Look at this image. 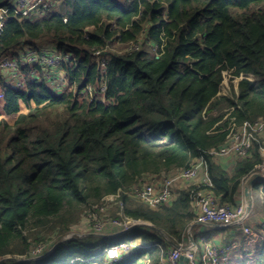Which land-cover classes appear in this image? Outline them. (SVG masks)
<instances>
[{"label":"trees","instance_id":"trees-1","mask_svg":"<svg viewBox=\"0 0 264 264\" xmlns=\"http://www.w3.org/2000/svg\"><path fill=\"white\" fill-rule=\"evenodd\" d=\"M11 1L0 0V8ZM40 42L73 54L75 66L63 63L69 83L61 91L43 72L26 90L6 87L0 69V264H75L126 240L75 237L31 257L39 244L49 249L65 237L104 196L148 174L201 158L210 188L233 204L264 161L260 141L232 172L210 152L225 143L232 118L238 125L264 118V0H59L37 19L7 14L0 58ZM131 43L140 48L128 50ZM193 190L160 208L124 197L125 212L181 238L194 217ZM142 227L131 234L167 251L162 234ZM159 245L146 250L153 264H160Z\"/></svg>","mask_w":264,"mask_h":264},{"label":"built area","instance_id":"built-area-1","mask_svg":"<svg viewBox=\"0 0 264 264\" xmlns=\"http://www.w3.org/2000/svg\"><path fill=\"white\" fill-rule=\"evenodd\" d=\"M58 2L59 0H12L9 5L0 8V29L2 30L4 27L6 16L11 10L17 15L33 20L43 16ZM139 48V43H131L128 46V50L132 51ZM94 55H96L102 67L105 68L107 64L106 56L100 50H96ZM71 60H73V54L68 52L63 55L56 46L24 43L18 49L12 50L0 58V69L4 74V85L6 87L26 90L28 82L39 79L41 72H43L44 77L53 89L61 91L69 83V79L64 73L63 63L66 61L71 67H74L75 62ZM27 65L31 67L29 71L25 70ZM105 86L104 84L103 90ZM88 91L92 95L94 94L92 88H89ZM2 97L3 93L1 91L0 98ZM98 98L104 100L103 95H99ZM228 130L225 143L212 154L234 155L245 158L250 154L256 136L264 133V118L245 121L241 125H238L232 118ZM201 174V167L193 162L191 165L178 168L173 172L145 176L129 187L119 188L117 193L104 196L100 203L93 204L86 209L84 212L86 217L81 231L77 229L76 232L67 234L66 237L75 238L87 235L122 236L134 227L151 226L150 221L132 217L125 212L124 197L144 203L151 208H159L176 198L177 194L174 186L177 179L182 178L184 181L191 183L198 180ZM252 174H258L264 180V161L256 165ZM209 177L203 179V187L194 196V204L197 210L195 223H213L221 226L242 224L243 226L249 215L247 204L242 202L239 204L221 203L219 197L210 188L212 182ZM242 192L245 193L244 189ZM114 210H118V216L110 213ZM243 230L247 236L254 234L251 227L244 226ZM207 238L206 235L201 237L203 250H200V246L194 242L178 243L162 258V264H181L182 256L188 258V264H222L230 246L207 243ZM248 239L249 242H246V244L251 243L252 237H248ZM134 241L121 240L116 244L109 245L102 252L90 258L77 257L73 263L151 264L150 258H146L141 263L139 261H126V253L135 247ZM48 252L49 249L44 244H39L38 247L32 250L31 257L40 258L47 255Z\"/></svg>","mask_w":264,"mask_h":264},{"label":"crops","instance_id":"crops-1","mask_svg":"<svg viewBox=\"0 0 264 264\" xmlns=\"http://www.w3.org/2000/svg\"><path fill=\"white\" fill-rule=\"evenodd\" d=\"M220 94L225 95L226 92L223 93V91H221ZM255 141L261 142L262 144L261 154L264 158V133H262L261 135H257L256 138L254 139V142ZM221 146L218 149H220ZM215 150L217 149H212L210 152L213 153ZM213 161L217 163L218 165H220L223 169L229 172H232L236 166L238 157L234 155H229V156L213 155ZM194 163H196L197 165L201 167L202 169L201 177L198 180L191 182V183L184 181L182 178L177 179L175 181V186H174L176 194H177L176 198H178L179 194L182 191L191 189V188L194 189L193 191L197 195V192H199V190L203 187V183H202L203 179L205 177L210 176V173L208 170V164L203 159L197 158L194 161ZM176 169H173L170 171L173 172ZM159 174L160 173H153V174H148L146 176L159 175ZM209 178L211 179V182H212L211 176ZM248 180H249V177L244 181L241 189H239V191L237 192L236 197H235L236 200L233 203V204H239L240 202H242V203L247 204L248 206L249 215L243 226L242 224H233V225H226V226H221L219 224H213V223L212 224H196L195 221L197 217V210L194 204L195 195H193L192 200H191V210L194 214V217H193V220L188 225L186 232L182 235L181 238H178V236L169 235L164 228L158 227L150 221L152 225L144 226L142 227V230H146L149 233L162 234L164 241L168 245L167 251L164 249V247H161V245L157 244V242L152 241V242L144 243L142 236L135 237L131 234L132 230H130L126 232L124 235L126 234L130 235L129 238H127L126 240H130V241L135 240L134 241L135 247L130 252L126 253V256H127L126 261H133V262L139 261V263H141L143 260H146V258H150L151 264H153L152 254L149 252H146V250L150 249L153 246L159 245L161 249H163L162 251L163 253L161 255V260H160V264H162V258H164L168 254V252L180 242H184L186 244L189 242L197 243L200 246V250H203L201 237L203 235H206L208 237L206 240L207 243L210 242L211 244L217 243L221 246H230L227 256L223 259L222 264H258V261L260 258V252H261L262 246H264V194L262 193V190L264 188V180L257 182V183H260L259 189L254 188V193H253L254 201H253L252 206H249V202L247 200ZM257 183H255V185ZM243 189L245 193L242 192ZM171 202H169V204ZM244 226L251 227L252 230L254 231V234L252 236H249V235L247 236L243 230ZM191 235L193 236L195 241L191 239ZM103 236L106 237L107 235H103ZM107 237H110V236H107ZM248 237H252V240L250 241L251 243L246 244V242H249ZM141 252H143V254H140ZM184 264H188V261H185Z\"/></svg>","mask_w":264,"mask_h":264},{"label":"water","instance_id":"water-1","mask_svg":"<svg viewBox=\"0 0 264 264\" xmlns=\"http://www.w3.org/2000/svg\"><path fill=\"white\" fill-rule=\"evenodd\" d=\"M262 179H261V177L258 175V174H252L250 177H249V180H248V192H247V200H248V202H249V206H252L253 205V201H254V195H253V193H254V186H255V183H257V182H259V181H261ZM160 230V229H159ZM190 234H192V233H190ZM191 239L193 240V241H195L194 240V238H193V236L191 235ZM67 240H69V237H63L62 239H60L53 247H52V249L48 252V254L50 253V252H52L58 245H60L61 243H63L64 241H67ZM8 258H10V257H8ZM188 260V258L186 257V256H182V260H181V264H184V262L185 261H187Z\"/></svg>","mask_w":264,"mask_h":264},{"label":"rangeland","instance_id":"rangeland-1","mask_svg":"<svg viewBox=\"0 0 264 264\" xmlns=\"http://www.w3.org/2000/svg\"><path fill=\"white\" fill-rule=\"evenodd\" d=\"M40 44H42V45H44V44H46V42H44V43H41L40 42ZM47 46H52V45H50L49 43L48 44H46ZM123 47V46H122ZM120 49H122L121 48V46L120 45H118V46H116L115 48H114V50H116V51H118V50H120ZM126 50H127V48H126ZM99 61V60H98ZM227 83V84H226ZM228 84H230V82H224V87H223V93L224 92H226V93H228L227 91H228ZM231 84H234L235 85V83H231ZM142 204H144V203H142ZM129 205V203H127V206ZM115 211V210H114ZM114 211H110V213L111 214H113L114 213ZM85 214V213H84ZM83 214V216H82V218H81V221L77 224V225H75L74 227H73V229H72V231H70L68 234H71V233H73V232H76L77 231V229L78 230H80L81 231V228L83 227V221H84V218L86 217V215H84ZM53 239V238H52ZM69 239H73V238H69ZM54 242V240L51 242L52 244H51V247L49 248V251L52 249V247L56 244V243H53ZM54 244V245H53Z\"/></svg>","mask_w":264,"mask_h":264}]
</instances>
